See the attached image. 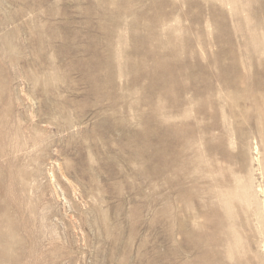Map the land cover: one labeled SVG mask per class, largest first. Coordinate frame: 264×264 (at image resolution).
Here are the masks:
<instances>
[{"label":"rangeland","instance_id":"374dc122","mask_svg":"<svg viewBox=\"0 0 264 264\" xmlns=\"http://www.w3.org/2000/svg\"><path fill=\"white\" fill-rule=\"evenodd\" d=\"M0 264H264V0H0Z\"/></svg>","mask_w":264,"mask_h":264},{"label":"bare ground","instance_id":"6f19581e","mask_svg":"<svg viewBox=\"0 0 264 264\" xmlns=\"http://www.w3.org/2000/svg\"><path fill=\"white\" fill-rule=\"evenodd\" d=\"M158 77V76H157ZM201 155V154H200ZM245 184V183H244ZM243 187H245V185H243ZM247 187V186H246ZM229 203V202H228ZM227 204V203H226Z\"/></svg>","mask_w":264,"mask_h":264}]
</instances>
